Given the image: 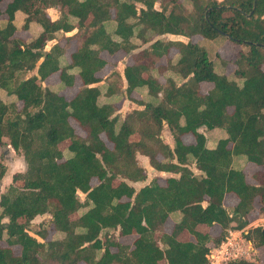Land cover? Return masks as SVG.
<instances>
[{"label": "trees", "instance_id": "1", "mask_svg": "<svg viewBox=\"0 0 264 264\" xmlns=\"http://www.w3.org/2000/svg\"><path fill=\"white\" fill-rule=\"evenodd\" d=\"M156 2L10 0L0 7V17H5L0 25V92L21 102L17 108L15 100L8 103L0 95V144L6 137V145L21 151L26 163L0 194V242H5L0 264H206L211 245L220 244L228 230L247 225L254 199L260 197L264 204V169L253 174L257 184L247 182L244 172L249 163L264 167V0H160L159 8ZM49 7L60 10L55 20L47 15ZM17 11L24 16L22 28L39 24L41 31L26 40L15 37ZM108 21L113 22L111 32ZM165 34L188 41L155 38ZM196 35L201 42L190 40ZM134 37L147 46L138 47ZM60 38L77 44L69 59V43L61 44ZM220 40L239 46L232 74L226 73L224 60L217 61L224 68L218 70L209 58L210 44ZM171 48L177 50V60L172 63V56L166 62L176 76L162 83L153 70H168L158 62ZM119 50L134 51L131 62L122 74L105 77L108 99L99 103L102 79L96 73L107 63L101 53ZM55 72L56 86L44 85ZM75 74L81 86L67 100L59 92L72 86ZM203 81L213 84L207 93L200 92ZM142 88L146 97H130ZM116 94L120 98L114 100ZM122 96L142 108L121 117L117 103ZM165 125L174 139L172 148L161 137ZM206 132L213 147L206 144ZM187 133L195 143H183ZM134 134L138 139L131 138ZM65 139L70 140L66 158L58 148ZM136 153L146 156L156 171L178 176L166 177L164 185L154 180L136 189L133 183L146 178ZM240 156L243 166L235 168L233 158ZM190 158L199 174L189 168ZM4 169L0 164V179ZM227 192L238 197L231 214L223 205ZM175 212L180 218L167 233L164 223ZM44 213L51 215L53 233L46 239V230H38L40 241L27 227ZM199 223L218 224L220 232L215 237L201 233L195 229ZM114 230L116 239L100 237ZM183 230L195 241L179 240ZM132 233L137 237L130 248L119 239ZM245 237L264 245L262 227L248 230ZM224 264L261 263L242 257Z\"/></svg>", "mask_w": 264, "mask_h": 264}, {"label": "rangeland", "instance_id": "2", "mask_svg": "<svg viewBox=\"0 0 264 264\" xmlns=\"http://www.w3.org/2000/svg\"><path fill=\"white\" fill-rule=\"evenodd\" d=\"M179 1H181V0H179ZM218 1H222V0H218ZM6 2H7V0H3L0 3V5L2 7H4ZM159 6H160V0H158V2L155 3V7L156 8H159ZM49 13L51 15H56L57 17L60 16V10L57 7H52V9L49 10ZM69 19L72 20V21H75V19H73L72 17H70ZM112 24H113L112 21H108L106 23V27H107V29L110 32L112 30ZM61 34L62 33L59 32L57 36H60ZM66 34L70 35L68 33H65V35ZM19 36H21L23 38H21ZM27 36H28V33L26 31L22 30V29H20L16 33V37L20 38V39H24V38L28 39V38H26ZM164 36L165 35L156 36L155 38H163V39H167L168 38V37H164ZM113 38H116V37L113 35ZM175 39H177V37H175ZM181 39L184 42L188 41L187 37H183L182 36ZM198 39H200V38H197L195 36L190 38L191 41H196ZM58 40H59V42L61 44H65L66 42H68L64 38H60ZM132 40H133L134 43L140 44V40L137 39L136 37L132 38ZM70 41L71 40H69V42H68L69 45L67 46V50L65 52V56H66L67 59H68V55H67L68 52H70L75 47V44H76V42H75V43H71V45H70ZM220 41L221 42L217 41L216 43L212 42L210 44V46H209V58L212 59L213 61H215V63L217 64V67L219 68L218 70H220V69L224 70V68H222V66L217 61L219 59L224 60L226 63H228V65L226 64V66H225V71H227L229 74H232L233 70L236 68L235 59H236V56L238 54L239 46L233 44L230 41H226V42L224 41V43H223V40H220ZM53 42L54 43L57 42V39L55 38L53 40L48 41L47 45L51 46L53 44ZM199 42H201V41H199ZM222 45H223V47H221ZM145 46H147V44L138 45V47H140V48L141 47H145ZM219 47H221V48H219ZM175 51H176V49H172V51L170 53L173 54ZM133 52L134 51L125 52L124 50H119V51H117V52H115L113 54H107L106 52L102 53V56H104V58L107 60V63L103 67V69H101L99 71V75L101 76V79H102L101 80L102 82L98 83V85H99V87L101 89V94L99 96V103H103V102H105L108 99L104 95L105 88H106V83H107V79H105V77L108 76V75L110 76L111 72H114V71L122 72L124 66L131 62V59H132V56H131L132 54L131 53H133ZM216 52H219V54H220L218 56L219 58L216 56V54H217ZM176 56L177 55H173L172 63H174L177 60ZM172 63L171 64H169L167 62L163 63V64H166V67H168V70H166L165 72H159L157 69L153 70V74L155 76H158V79H159L160 82L163 83L167 76H174V77L176 76L175 74H173L172 69H170ZM158 64H162V62L159 61ZM34 72H35V70L26 71L25 74H23V76L27 77V76L31 75L32 73H34ZM50 78H52V77H50ZM54 80L55 79H53V80L49 79L48 81H45V83H43V84L47 85V86H51V87L54 88V85L51 83V82H54ZM181 81H182V79L180 77H178L176 79L177 83H180ZM237 81L240 82V79L237 78ZM77 87H78V84H77V86L76 85L72 86L71 89L68 90V92L66 94L69 96L70 94L75 93ZM201 89H202V91H205L207 89V87L205 85H203V87H201ZM61 90H60V92H61ZM141 94H142V92L139 90V91H137L136 94H134V97L139 99V98H141ZM0 95L2 97V100H4L5 102L11 103V102H13L15 100L17 108L21 107V102L16 100L14 96H8V95H6L3 92H0ZM113 98H114V100L119 99L120 95L116 94V96L113 97ZM140 107L142 108V106H140ZM165 134L167 135V139L169 141H171L170 140L171 134L166 129V127L164 126L163 130L161 132V136H162L163 140L166 142L167 140H166ZM169 134H170V136H169ZM3 139H4V143L0 144V164L5 167V169H4L5 172H4V175L2 176V178L0 179V194L7 191V189L9 188V185L12 184V176L15 173L24 172L25 169H26V163H25V159H24L23 153L21 151H15L10 146L6 145L7 143H5V142H7V140H8L6 137H4ZM64 144H66V143L65 142L64 143L63 142L58 143V148L61 149V151L63 152V157L66 158V157H68L70 155V152L67 150V147H65ZM136 158H137V161H138V163L140 165H145L144 168L146 170V178H145V180L133 183V184H135L134 186H135L136 189L139 188L142 183H146V182L150 183V182H152L154 180L158 181V179H160V181H163L162 179L165 178L167 173L166 174L164 173L165 175L164 174H160L158 171H156L155 169L150 167L149 162H148V158L145 157L144 155L136 153ZM143 158H144L145 161H143ZM240 159H242V157L235 158V160L233 162V166L234 167L238 168L242 163H244V160H240ZM188 166L194 173L199 174V171L195 168V166L193 164V159L192 158L189 159ZM262 169H264V167L263 168H258L256 165L255 166L253 165V167L247 168L246 169L247 181L250 182V183H253V184H257V181L254 179L253 174L257 170H262ZM96 183H97L96 179L93 178L91 180V184L94 185ZM21 184H22L21 181H18L16 183V185H21ZM78 195H79V198L81 200L84 199V193L79 192ZM84 209L85 208H81L79 210V213H81ZM77 216H78L77 213H74V214L71 215V217H74V218L77 217ZM172 216L174 217V214ZM247 218H248L247 219L248 220V222H247L248 224L243 229H240V230H232V229H230V230H228V232L226 234L228 239L224 238L223 241L225 242V241L228 240L231 243H236V242L239 243L238 247H240V250L238 252L235 251V250H232V254L235 253L236 256L233 257V258L230 257L231 258L230 260H232L234 258L238 259V258H242L243 257V258L251 260L253 262H258V263L263 264L264 263V245H261L259 247L256 246L255 240H252L253 234L251 235L252 237L250 238L251 239V244H249L247 238L245 237L246 232H248V230H250L252 228H255V227L264 226V204L262 203V200H261L260 197H256L254 199L253 209L249 212V214L247 215ZM6 220H7V218H3V221H6ZM41 229L46 230V233H47V238L46 239H49L51 237L52 233H53L52 224H51V215L49 213H44L42 215L36 216L35 218H33L30 221V223H29V225L27 227L28 233L33 235V236H35L40 241H42V239L40 237H38L36 233L38 232V230H41ZM230 232H232V234H230ZM158 234L159 233H157L156 236ZM116 235H117L116 230H114V231H103L101 233L100 237L102 238V240H104L105 237L108 238V239H113V238L116 239L117 238ZM58 236H59L58 234H55L54 238H56ZM4 244H5L4 241L0 242V245H4ZM220 244H218V245H220ZM111 249L115 250V247H111ZM18 250H19L18 247H14V253L18 252Z\"/></svg>", "mask_w": 264, "mask_h": 264}, {"label": "crops", "instance_id": "3", "mask_svg": "<svg viewBox=\"0 0 264 264\" xmlns=\"http://www.w3.org/2000/svg\"><path fill=\"white\" fill-rule=\"evenodd\" d=\"M8 1H10V0H7V2ZM6 2V3H7ZM6 5V4H5ZM0 7H1V9H4L5 8V6L4 7H2L1 5H0ZM50 9H52V7H49V8H47L46 9V12H47V15L49 16V18L51 19V20H55L56 18H57V16L56 15H51L50 13H49V10ZM3 17V18H2ZM15 17H16V19H15V23H16V30H15V32H14V36L16 37V33L20 30V29H22V30H24V31H26L27 33H28V36L26 37V38H29V37H31V36H33L34 34H36V33H38V32H40L41 31V26L39 25V24H30V26H29V28L28 29H24V28H22L21 27V25H22V23H23V18H24V16H22V14H21V12L20 11H17L16 13H15ZM4 16L2 15L1 17H0V25L1 24H3V21H4ZM76 31V29H73L72 31H69V32H66V33H68V34H73L74 32ZM70 35H67L66 34V36H70ZM19 37H21V36H19ZM164 37H168V38H170V39H172V40H182L181 39V35H174V34H165V36ZM172 37V38H171ZM175 37H177V39H175ZM184 37V36H183ZM192 37H194V36H192ZM191 37V38H192ZM195 37H197V38H200V36H198V35H196ZM21 38H23V37H21ZM24 40H26L25 38H24ZM201 40V38L200 39H198V40H196V41H192V42H199ZM226 42V41H225ZM54 43V42H53ZM71 43H75V41H73V40H71L70 41V45H71ZM224 45V44H223ZM223 45L221 46V47H223ZM76 46H77V44H75V47L70 51V52H68V59H69V55H70V53L71 52H73L75 49H76ZM49 45H46V49H49ZM70 47V46H69ZM68 47V48H69ZM221 47H219V48H221ZM172 49H175V48H171L170 49V52L172 51ZM169 52V54H168V56H164V57H162V59L160 60L161 62H162V64L164 63V62H166L165 60H167V57H172L173 55H175V53L177 52V50L173 53V54H171ZM103 53V52H102ZM102 53H101V56H102ZM108 54V53H107ZM103 58H104V56H102ZM227 65H228V63H227ZM121 74H122V72H120ZM226 73L228 74V72L226 71ZM55 74V75H54ZM54 75V76H53ZM96 75L98 76V77H100L101 78V76L99 75V72H97L96 73ZM50 77H52V78H50ZM57 78V79H56ZM49 79H55L54 80V82H51L54 86H56V84L59 82V78H58V72H55V73H52L51 75H49L44 81H43V83H45V81H48ZM100 82H102V81H100ZM123 82H124V87L126 86V83H125V81L123 80ZM77 84H78V87L80 88V86H81V80H80V78H79V76L77 75V74H75V76H74V82H73V84H72V86H77ZM203 85H205L206 87H207V89L205 90V91H202V89H201V87H203ZM72 86H67V87H65V88H63L62 90H61V92H59V94L60 95H62V96H64L67 100H70L76 93H77V91L79 90V88L77 87V89H76V91H75V93H72V94H70L69 96L66 94L67 92H68V90H70L71 89V87ZM212 86H213V84L211 83V82H207V81H203V82H201L200 83V92H202V93H207L211 88H212ZM142 94H141V97H146L147 96V93H146V89L145 88H142ZM71 93V92H70ZM137 93V91L136 90H134L132 93H131V95H130V97H133V98H135L134 97V94H136ZM139 94V93H138ZM140 99V98H139ZM117 106H118V113L120 114V116L121 117H124V115L130 110V109H141V107L139 106V105H137L136 103H134L132 100H130L128 97H126V96H122L121 97V100L117 103ZM70 122H71V124H72V126L74 127V129H75V132L77 133V134H79V135H83V131L76 125V123L73 121V120H70ZM165 127H166V129L169 131V129H168V127L165 125ZM170 132V131H169ZM171 134V133H170ZM170 134H169V136H170ZM215 135L216 134H218V135H223V133L222 132H215L214 133ZM165 136H166V142L165 143H167L171 148L173 147V145H174V139H173V136H172V134H171V136H170V140L171 141H169L168 139H167V135L165 134ZM206 136H207V142H206V144H207V146L208 147H213L214 145H215V141H212L213 140V138H211L210 136H209V133L208 132H206ZM162 137V136H161ZM131 138L132 139H138V136L137 135H132L131 136ZM163 139V138H162ZM182 141H183V143H185V144H193V143H195V140H194V137H193V135L191 134V133H187V134H184V135H182ZM61 142H65L66 144H64V146L65 147H67L68 145H69V143H70V140L69 139H65V140H63V141H61ZM108 144V143H107ZM109 145V144H108ZM60 149V148H59ZM61 150V149H60ZM146 157V156H145ZM241 157V156H240ZM235 158H237V157H234L233 158V161L235 160ZM240 160H244L243 158L242 159H240ZM143 161H145L144 160V158H143ZM148 162H149V160H148ZM150 165V164H149ZM253 163H249V164H247L245 167H244V172H245V177H246V181H247V175H246V169L247 168H249V167H253ZM143 168H144V166L145 165H141ZM243 166V163L239 166V168L240 167H242ZM255 166V165H254ZM150 167H152L151 165H150ZM153 168V167H152ZM236 168V167H235ZM145 169V168H144ZM154 169V168H153ZM145 172H146V170H145ZM160 174H166V176H165V178H163L162 180L163 181H160V179H158V183L160 184V185H164L165 184V179H166V177H168V176H178L177 174H173V173H169V172H163V171H158ZM164 174V175H165ZM248 182V181H247ZM145 184H148V182H146V183H142L141 185H140V187L141 186H143V185H145ZM237 202H238V197L234 194V193H232V192H227V193H225L224 194V197H223V205H224V207L227 209V211L231 214V209H232V207H234V205H236L237 204ZM206 203L205 202H203V205H205ZM174 214V217L172 216ZM179 218H180V213L179 212H175V213H172L171 215H169L168 217H167V219H166V221H165V223H164V231L165 232H167V233H170L171 231H172V229H173V226H174V223H175V221L176 220H179ZM248 219V218H247ZM248 224V223H247ZM264 226H262V228H263ZM195 229L196 230H198L199 232H201V233H204V234H209L210 236H212V237H215V236H217L218 234H219V232H220V226L218 225V224H213V225H208V224H205V223H199V224H197L196 225V227H195ZM243 229V228H242ZM157 236H160V233L157 235ZM137 237V235L135 234V233H132V234H130V235H124V236H122V237H120V242L121 243H123V244H128V245H130V248L132 247V242H133V240L135 239ZM179 240H181V241H187V240H189V241H195V238H194V236L189 232V231H187V230H183L179 235H178V237H177ZM130 239V240H129ZM248 242H249V244H251V241L250 240H248ZM14 247H18L19 248V250H18V252H16L15 254H18L19 252H20V247L19 246H17V245H15V246H13L12 248H13V251H14ZM78 264H84L83 262H79ZM159 264H166V261L165 260H160L159 261Z\"/></svg>", "mask_w": 264, "mask_h": 264}, {"label": "built area", "instance_id": "4", "mask_svg": "<svg viewBox=\"0 0 264 264\" xmlns=\"http://www.w3.org/2000/svg\"><path fill=\"white\" fill-rule=\"evenodd\" d=\"M240 232V231H239ZM238 232V233H239ZM232 234V232H230ZM228 239L227 236H225ZM239 243H231L228 240L222 241L220 245H211L209 247V251L206 254L207 262L206 264H223L229 261L230 257H235L236 254H232V250L239 251L240 247H238ZM235 259V258H234ZM233 260V259H232Z\"/></svg>", "mask_w": 264, "mask_h": 264}, {"label": "water", "instance_id": "5", "mask_svg": "<svg viewBox=\"0 0 264 264\" xmlns=\"http://www.w3.org/2000/svg\"><path fill=\"white\" fill-rule=\"evenodd\" d=\"M262 231H263V233H264V227L262 228ZM264 264V263H263Z\"/></svg>", "mask_w": 264, "mask_h": 264}]
</instances>
